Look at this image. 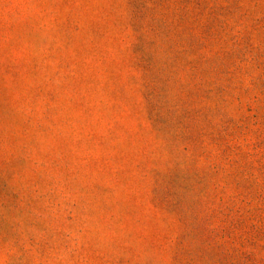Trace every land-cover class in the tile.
Returning a JSON list of instances; mask_svg holds the SVG:
<instances>
[{"label":"rangeland","instance_id":"1","mask_svg":"<svg viewBox=\"0 0 264 264\" xmlns=\"http://www.w3.org/2000/svg\"><path fill=\"white\" fill-rule=\"evenodd\" d=\"M0 264H264V0H0Z\"/></svg>","mask_w":264,"mask_h":264}]
</instances>
